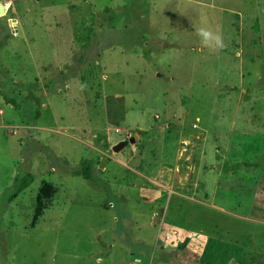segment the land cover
Here are the masks:
<instances>
[{
	"label": "rangeland",
	"instance_id": "obj_1",
	"mask_svg": "<svg viewBox=\"0 0 264 264\" xmlns=\"http://www.w3.org/2000/svg\"><path fill=\"white\" fill-rule=\"evenodd\" d=\"M0 2V264H264V0Z\"/></svg>",
	"mask_w": 264,
	"mask_h": 264
},
{
	"label": "crops",
	"instance_id": "obj_2",
	"mask_svg": "<svg viewBox=\"0 0 264 264\" xmlns=\"http://www.w3.org/2000/svg\"><path fill=\"white\" fill-rule=\"evenodd\" d=\"M74 35V34H72ZM75 37V36H73ZM45 130L49 129V128H43ZM100 137L102 138H106L104 137V135H102L101 133H95L92 137V139L97 140L100 139ZM149 143H151V141L149 140ZM146 149V148H144ZM133 151V150H132ZM180 154V153H179ZM120 159L115 158L114 161L117 163ZM164 164V163H163ZM161 162L157 163L156 165H153L152 162H149L147 159H145V157L143 158L142 156H138V157H133L131 159H128V161L126 162V167L127 170L134 173V175H137L138 177L144 179L145 181H147L148 183L154 184L156 185L155 187H158L159 184H162L164 186V188H168V187H172V184L170 182V180H167L164 176L163 179L159 178L157 175H161L162 172H164V168L166 170H174L172 167H167L165 165H163ZM165 170V171H166ZM178 171V170H177ZM152 172V174H154V176L152 178H150V173ZM161 172V174H160ZM165 174V173H163ZM149 175V176H148ZM157 179V180H156ZM136 186V185H133ZM139 187H142L143 185H138ZM160 188V187H158ZM142 190V189H141ZM144 190V189H143ZM142 190V192H143ZM151 194H146V195H142V198L150 203H156V201H158L160 198H163L167 195V192H169L170 194H176L179 195L181 197H185L186 195L183 194L182 192H175L174 190H168L167 192L164 191V194L161 193L160 189H157V191L154 190H150ZM147 196V197H145Z\"/></svg>",
	"mask_w": 264,
	"mask_h": 264
},
{
	"label": "trees",
	"instance_id": "obj_3",
	"mask_svg": "<svg viewBox=\"0 0 264 264\" xmlns=\"http://www.w3.org/2000/svg\"><path fill=\"white\" fill-rule=\"evenodd\" d=\"M10 104H13V101L10 102ZM82 164H87L86 161L82 162ZM240 164H237L235 166L236 169L239 168ZM243 165H246L247 167H251L252 164L250 163H244ZM86 170V171H85ZM226 171L228 169L226 168ZM84 177L86 179H90V172L87 169H84ZM33 178L30 176L24 180L21 181L20 186L17 188V191L13 198L17 197L22 191H24L25 188H27L30 183H32ZM58 189L55 184L49 183V182H44L43 185L41 186L38 197H37V202H36V207L34 211V217H33V222L32 226L36 227L39 219L44 215L45 211L48 209L51 201H53L54 197L56 196Z\"/></svg>",
	"mask_w": 264,
	"mask_h": 264
},
{
	"label": "clouds",
	"instance_id": "obj_4",
	"mask_svg": "<svg viewBox=\"0 0 264 264\" xmlns=\"http://www.w3.org/2000/svg\"><path fill=\"white\" fill-rule=\"evenodd\" d=\"M195 34L200 39L201 44L205 47L213 50H223L226 47L223 34L210 27H196ZM84 87H86V85Z\"/></svg>",
	"mask_w": 264,
	"mask_h": 264
},
{
	"label": "water",
	"instance_id": "obj_5",
	"mask_svg": "<svg viewBox=\"0 0 264 264\" xmlns=\"http://www.w3.org/2000/svg\"><path fill=\"white\" fill-rule=\"evenodd\" d=\"M6 13V5L3 2H0V16ZM15 23V21H13ZM162 127V126H161ZM139 135L129 138L128 140H123L113 147V152L119 153L125 149L130 144H136L140 142Z\"/></svg>",
	"mask_w": 264,
	"mask_h": 264
},
{
	"label": "built area",
	"instance_id": "obj_6",
	"mask_svg": "<svg viewBox=\"0 0 264 264\" xmlns=\"http://www.w3.org/2000/svg\"><path fill=\"white\" fill-rule=\"evenodd\" d=\"M117 133L120 134V135H124V131L123 130H120V129L117 130Z\"/></svg>",
	"mask_w": 264,
	"mask_h": 264
}]
</instances>
